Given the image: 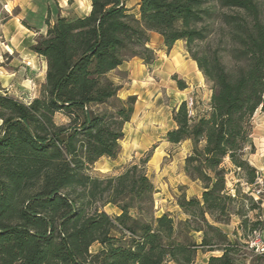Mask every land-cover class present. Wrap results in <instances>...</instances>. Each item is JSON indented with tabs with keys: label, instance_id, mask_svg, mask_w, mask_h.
Here are the masks:
<instances>
[{
	"label": "trees",
	"instance_id": "obj_1",
	"mask_svg": "<svg viewBox=\"0 0 264 264\" xmlns=\"http://www.w3.org/2000/svg\"><path fill=\"white\" fill-rule=\"evenodd\" d=\"M151 33L167 53L183 41L211 90L206 105L199 88L181 101L165 134L173 145L190 142L183 170L202 188L179 198V222L153 213L148 158L117 175L89 173L119 155L134 113L136 97L119 98L109 75L128 59L153 64ZM31 50L46 65L37 96L0 93V264H194L199 250L220 253L206 264H235L241 245L220 225L238 216L240 241L264 226L247 214L260 204L227 186L230 173L249 188L260 175L249 156L263 109L264 0H91L83 17L48 15Z\"/></svg>",
	"mask_w": 264,
	"mask_h": 264
},
{
	"label": "rangeland",
	"instance_id": "obj_2",
	"mask_svg": "<svg viewBox=\"0 0 264 264\" xmlns=\"http://www.w3.org/2000/svg\"><path fill=\"white\" fill-rule=\"evenodd\" d=\"M136 1L127 0V4L133 7ZM216 44L217 41L214 40L212 45L215 46ZM148 46L153 49L155 54V61L149 67L141 59L132 58L125 61L120 70L117 69L109 75L113 82L120 87L118 91L119 98L126 99L128 96L136 97L134 113L131 120L124 125V138L120 142L121 150L119 155L114 159L107 157L101 158L91 167L89 173L92 176L99 177L117 175L128 165L140 163L141 160L148 158V161L143 165L147 176L155 188L152 206L153 213L155 216H160L164 213L169 214L176 222H179L186 218V215L178 206L179 198L182 196H185L187 199L190 197H200L202 192L200 184L189 180L183 170L184 159L190 153V142L184 141L180 144L173 145L168 143L165 138L166 132L175 126L172 120V111L179 104L178 102L182 97L178 92L176 81L172 79L173 75L177 74L169 76L172 65L175 64L176 59H181V55L177 54L179 53L177 51L179 45H176L174 52L169 56L174 46L167 53L163 47L161 37L156 33L150 34ZM157 58H160V60H157ZM183 61L186 63L184 75H188L189 79L195 83V73L187 64L188 61L185 62L186 59ZM33 66L36 69V74H34L35 80L25 82V86H23L25 88L24 91L18 90L20 93L25 92V99L31 98L35 94L37 85L42 79L41 66L37 65V63ZM177 78L181 79L179 75H177ZM196 89L194 88L187 98L190 100V103L193 100ZM199 89L201 100L206 105L211 95L210 84L204 79V83ZM262 107L263 109L259 108L252 119L253 129L251 138H254L259 154V149L263 147L261 146L263 142L259 137L264 132V96ZM55 120L60 123L63 121V118L57 116ZM256 158L252 157L251 160L249 159L251 164H254V161L257 162ZM259 177L261 176L259 175ZM262 179L264 182V178ZM237 182L236 176L233 173L227 176V186L229 188L233 189L237 184L241 194L246 192L250 194L249 187L241 181H239L240 183ZM253 187L255 186L253 185ZM232 193H234L233 190ZM106 211L110 215L114 214L110 206L106 208ZM262 211L263 209L260 205V209H255L247 213L248 218H258V215ZM259 220H264V215ZM240 222L238 216H232L229 223L224 225L233 224L234 229L232 232L230 229L225 230L231 232V240H235L241 245L237 249L239 250L237 252V261L242 259L244 261L243 264H253L256 258L248 250L247 246L244 245L247 240L240 241L241 234H243L241 229L238 228ZM220 228H222L221 225ZM195 239L199 242L200 233L195 234ZM99 249L100 245L94 244L90 248V252L93 253ZM204 253L207 252L201 250L197 252L194 264H203L204 258L202 254ZM165 264L173 263L166 262ZM258 264H264V260Z\"/></svg>",
	"mask_w": 264,
	"mask_h": 264
},
{
	"label": "crops",
	"instance_id": "obj_3",
	"mask_svg": "<svg viewBox=\"0 0 264 264\" xmlns=\"http://www.w3.org/2000/svg\"><path fill=\"white\" fill-rule=\"evenodd\" d=\"M90 10L91 0H0V93H6L23 102H29L32 98L36 97L40 84L44 80L46 65L44 59L33 52L31 47L35 44L38 32L43 31L46 17L50 15L53 19L58 14L62 16L77 15L83 17ZM176 45H179L177 50L179 53L177 54L181 55V59H176L169 76L177 74L187 85V88L184 90L178 89V92L182 95L178 102L180 103L188 98L194 88L201 87L204 79L198 71L196 63L189 58L185 51V43L183 41H177L173 45V50L170 51L169 56L174 52ZM185 59V62L188 61L187 64L196 75L195 83L189 79L188 75H184L186 63L183 60ZM157 60H160V58H157ZM35 63L42 68V79L37 85L35 94L31 98L25 99V92L20 93L18 90L24 91V83L35 80L34 74H36V69L33 66ZM122 65L118 67L119 70ZM259 138L263 142L261 143L263 147L259 149L260 154L256 148V142L252 138L254 152L250 154L249 159L257 157V162L253 160L255 163L252 165L258 169L260 176L264 178V132ZM263 205L264 203L261 204L263 211L258 215V218L264 215ZM109 206L112 207L114 213L112 216L119 215L120 211L113 205L104 207V211L107 214L109 213L106 211V208ZM221 227L230 238L232 236L231 232L234 229L233 224L221 225ZM225 229H230L231 232H227ZM211 255H220V253L207 252L202 254L204 258L203 264H206L208 257ZM254 256L256 259L253 264L261 263L264 260L260 255L254 254ZM243 263L244 261L239 259L235 264Z\"/></svg>",
	"mask_w": 264,
	"mask_h": 264
},
{
	"label": "built area",
	"instance_id": "obj_4",
	"mask_svg": "<svg viewBox=\"0 0 264 264\" xmlns=\"http://www.w3.org/2000/svg\"><path fill=\"white\" fill-rule=\"evenodd\" d=\"M254 186L255 187L252 186V188H248V190H250L252 199L261 205L264 203L263 179L261 177H257ZM246 246L248 250L255 255L264 257V226L262 229L255 230L249 235L246 241Z\"/></svg>",
	"mask_w": 264,
	"mask_h": 264
}]
</instances>
